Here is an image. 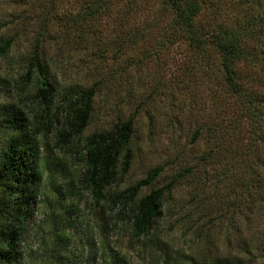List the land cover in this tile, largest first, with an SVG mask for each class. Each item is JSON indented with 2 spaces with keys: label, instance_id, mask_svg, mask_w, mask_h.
I'll return each mask as SVG.
<instances>
[{
  "label": "rangeland",
  "instance_id": "obj_1",
  "mask_svg": "<svg viewBox=\"0 0 264 264\" xmlns=\"http://www.w3.org/2000/svg\"><path fill=\"white\" fill-rule=\"evenodd\" d=\"M107 1L84 22L97 0H0V45L12 43L0 55V109L47 112L45 121H52L66 107L65 92L97 91L81 139L58 147L51 136L39 139L43 186L13 264H162L164 252L174 264H189L204 254L240 255L237 229L247 225L242 214L254 217L255 209L239 204L237 176L249 175L238 165L237 151L254 148L264 164V141L250 133L252 120L242 117V101L225 83L221 56L196 48L175 30L164 0ZM198 1L197 23L207 34L241 31L246 16L264 17V8L253 5L257 0ZM263 45L264 38H257L245 46L253 54ZM240 75L264 95V66L248 60L240 64ZM50 87L51 117L49 102L38 94ZM130 120L132 135L121 151L119 172L127 154L129 166L107 192L123 191L161 170L143 195L162 189L163 215L151 238L140 241L116 219L117 208L97 202L81 185L86 138ZM10 135H0V155ZM221 144L213 160L209 153ZM233 203L239 205L227 215ZM244 237L252 240L253 234Z\"/></svg>",
  "mask_w": 264,
  "mask_h": 264
},
{
  "label": "trees",
  "instance_id": "obj_2",
  "mask_svg": "<svg viewBox=\"0 0 264 264\" xmlns=\"http://www.w3.org/2000/svg\"><path fill=\"white\" fill-rule=\"evenodd\" d=\"M107 3V0H97L93 8L92 6L88 8L81 21L86 22L89 18L98 15ZM164 3L174 14L175 30L186 33L190 43L196 48L203 50L212 48L221 56L225 83L231 93L242 101L244 112L242 117L246 118L247 114L252 120L250 133L264 141V95L253 92L251 90L253 86L249 87L246 78L240 75V64L248 60L250 64L264 66V45L259 53L255 50L253 54L248 53L245 46L248 39L264 38L262 30L264 17L260 13L256 18L246 16L244 24L240 25L241 31H227L220 28L217 32L207 34L197 23L202 10L200 1L164 0ZM253 5L262 10L264 1H254ZM11 44V41H2L0 55H5ZM28 74L31 75L29 72ZM50 88L39 89L38 94L49 102L51 117L54 102L52 87ZM96 94L94 87L78 92H65L62 100L66 107L60 115L58 114L59 118L53 116L52 121H45L48 119L47 112L39 116L36 112L28 115L19 107L0 109V135L11 133L5 138L0 155V264H13L18 260V242L26 223L34 213V202L43 186L39 139L51 136L56 147L68 146L71 142L81 139L89 124ZM58 110V106H55L53 113ZM132 128L133 123L130 120L116 130L86 138L85 154L82 156L86 174L81 185L91 189L97 202L105 200L104 204L107 208H117L116 219L125 223L132 237L140 241L151 238L154 224L163 215L165 202L163 190L152 189L148 194L143 195L144 188L151 186L153 176L161 170L156 169L148 179L123 191L111 194L107 192L129 166L130 155L127 154L123 163L124 168L119 172L120 154L130 141ZM211 131L216 130L213 127ZM235 131L240 133V127L237 126ZM220 150L222 144L213 149L209 156L215 160ZM241 151L242 153L237 151L242 155L237 163L249 176L246 179L237 176L238 187L243 196L239 204L241 207H254L255 215L253 217L251 214H242L247 225L237 229L240 233L237 241L240 255L233 257L229 253L225 256L209 257L208 254H204L200 259L195 257L189 259V264H264V164L261 163L262 159L256 155L254 148L249 151L241 149ZM230 153L235 151L231 150ZM224 175L230 178L228 172ZM239 204H231L226 214H232L231 211H234ZM250 232L253 234V239L246 240L244 236ZM163 257L162 264H174L169 253L164 252Z\"/></svg>",
  "mask_w": 264,
  "mask_h": 264
}]
</instances>
